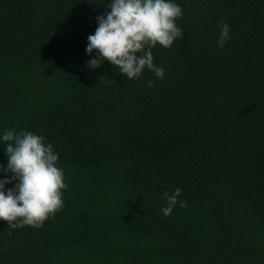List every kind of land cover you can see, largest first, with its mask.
I'll return each mask as SVG.
<instances>
[{"label": "trees", "instance_id": "obj_1", "mask_svg": "<svg viewBox=\"0 0 264 264\" xmlns=\"http://www.w3.org/2000/svg\"><path fill=\"white\" fill-rule=\"evenodd\" d=\"M173 2L164 77L133 80L86 66L111 0H0V180L2 136L25 130L67 185L41 227L0 220V264H264V0ZM176 188L187 206L165 216Z\"/></svg>", "mask_w": 264, "mask_h": 264}, {"label": "clouds", "instance_id": "obj_2", "mask_svg": "<svg viewBox=\"0 0 264 264\" xmlns=\"http://www.w3.org/2000/svg\"><path fill=\"white\" fill-rule=\"evenodd\" d=\"M108 7L109 12L96 17L98 27L87 38L86 52L91 54L95 49L98 55L86 66L95 69L107 60L128 79H139L145 68L162 79L164 69L154 64L151 49L157 44L171 48L183 36L175 22L182 15L181 7L173 0H111ZM219 27L217 46L223 48L230 39V26L222 20ZM153 83L149 81L148 86ZM2 140L8 156L3 171L12 175L0 180V220L12 228L41 227L64 204L62 190L67 185L63 170L57 166L58 155L42 135L31 131L6 130ZM16 180L18 183L5 192V185ZM181 192L180 188L171 195L164 192L163 215H170L178 203L181 208L187 206L178 200Z\"/></svg>", "mask_w": 264, "mask_h": 264}]
</instances>
